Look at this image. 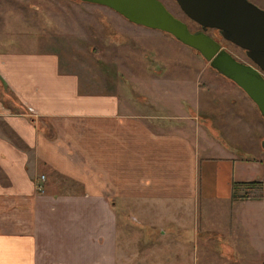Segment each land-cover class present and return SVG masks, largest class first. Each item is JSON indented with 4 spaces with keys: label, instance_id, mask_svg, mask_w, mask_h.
Listing matches in <instances>:
<instances>
[{
    "label": "crops",
    "instance_id": "obj_1",
    "mask_svg": "<svg viewBox=\"0 0 264 264\" xmlns=\"http://www.w3.org/2000/svg\"><path fill=\"white\" fill-rule=\"evenodd\" d=\"M167 80L176 81H152L169 90ZM122 87L96 91L54 51L0 52V264H127L121 216L135 217L132 208L149 233L165 236L173 230L160 219L186 228L196 203L209 215L203 264L240 253L264 264L262 185L233 198L247 191L234 184L255 181L237 175L258 159L225 151L198 123L200 100L189 103L196 115L180 102L182 116L163 118L150 111L157 102H134ZM208 151L221 153L201 156Z\"/></svg>",
    "mask_w": 264,
    "mask_h": 264
},
{
    "label": "rangeland",
    "instance_id": "obj_2",
    "mask_svg": "<svg viewBox=\"0 0 264 264\" xmlns=\"http://www.w3.org/2000/svg\"><path fill=\"white\" fill-rule=\"evenodd\" d=\"M160 1L186 22L191 31L201 28L175 0ZM250 1L263 7L262 0ZM207 33L235 58L250 63L244 50L224 39L218 30L209 29ZM33 50L59 54L64 68L79 71L84 81L89 77L90 82L96 83V91L123 86L120 92L135 97L134 102L148 96L151 104L157 102L155 110L148 106L150 111L163 118L182 116L180 102L186 112L196 115L190 104L195 106L200 100L198 123L211 136L217 135L225 143L228 148L225 151L241 159H258L255 167H248L242 176L237 175V179L251 177V180L264 181V149L261 144L264 118L257 105L239 86L214 70L199 52L172 35L137 26L114 10L98 4L71 0H0V52ZM157 78L176 81H165L168 90L154 85L156 83L152 80ZM247 106L254 108V115L248 112ZM204 119L206 124H202ZM220 153L208 151L201 156H220ZM46 169L43 167V171L47 172ZM258 184L264 190V183ZM52 189L50 184L49 191ZM216 206L222 211L228 208L224 203ZM205 212L203 203L193 204L192 215L186 217V228L176 227L169 217H160L161 228L171 225L173 230L164 236L158 233L160 228L155 229L154 234L149 233L145 221L137 218L131 208L129 213H134L135 217L130 214L124 218L121 216L119 253L125 251L127 264H203L205 241L211 238L205 232L209 216ZM151 235L152 238H148ZM229 260L247 264L242 253L233 259L226 256L220 262L226 264L230 263Z\"/></svg>",
    "mask_w": 264,
    "mask_h": 264
},
{
    "label": "water",
    "instance_id": "obj_3",
    "mask_svg": "<svg viewBox=\"0 0 264 264\" xmlns=\"http://www.w3.org/2000/svg\"><path fill=\"white\" fill-rule=\"evenodd\" d=\"M106 6L129 22L172 35L199 52L225 78L239 86L264 118V9L250 0H175L201 26L191 31L160 0H71ZM218 30L227 41L246 51L255 65L244 63L207 33ZM264 149V140L262 141Z\"/></svg>",
    "mask_w": 264,
    "mask_h": 264
},
{
    "label": "trees",
    "instance_id": "obj_4",
    "mask_svg": "<svg viewBox=\"0 0 264 264\" xmlns=\"http://www.w3.org/2000/svg\"><path fill=\"white\" fill-rule=\"evenodd\" d=\"M7 96H9L10 98H13L15 101H16V97L15 95H13V93L11 91H7L6 92ZM218 132V131H217ZM217 137V135L215 136ZM218 138V137H217ZM220 140V139H219ZM224 143V142H223ZM225 144V143H224ZM259 182H256V181H252V182H239V183H236L233 185V188H239L241 186H245L246 188V192L242 195H236V192L233 194V198L235 199H247L249 197V192L250 190H252Z\"/></svg>",
    "mask_w": 264,
    "mask_h": 264
},
{
    "label": "built area",
    "instance_id": "obj_5",
    "mask_svg": "<svg viewBox=\"0 0 264 264\" xmlns=\"http://www.w3.org/2000/svg\"><path fill=\"white\" fill-rule=\"evenodd\" d=\"M41 180H45V176L44 175L41 176ZM38 187H39V190L43 191V188H42L41 185H38Z\"/></svg>",
    "mask_w": 264,
    "mask_h": 264
},
{
    "label": "flooded vegetation",
    "instance_id": "obj_6",
    "mask_svg": "<svg viewBox=\"0 0 264 264\" xmlns=\"http://www.w3.org/2000/svg\"><path fill=\"white\" fill-rule=\"evenodd\" d=\"M199 29H201V28H199ZM199 29H197V30H194V31H198ZM209 30V29H208ZM214 30V29H213ZM242 49V48H241ZM244 50V49H243ZM244 52L246 53V51L244 50ZM250 60V63H247V64H251V65H255L254 64V62L251 60V59H249Z\"/></svg>",
    "mask_w": 264,
    "mask_h": 264
}]
</instances>
